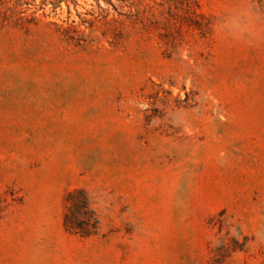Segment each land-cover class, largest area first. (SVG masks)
<instances>
[{"label": "rangeland", "instance_id": "obj_1", "mask_svg": "<svg viewBox=\"0 0 264 264\" xmlns=\"http://www.w3.org/2000/svg\"><path fill=\"white\" fill-rule=\"evenodd\" d=\"M0 264H264V0H0Z\"/></svg>", "mask_w": 264, "mask_h": 264}, {"label": "trees", "instance_id": "obj_2", "mask_svg": "<svg viewBox=\"0 0 264 264\" xmlns=\"http://www.w3.org/2000/svg\"><path fill=\"white\" fill-rule=\"evenodd\" d=\"M63 226L68 234L87 238L99 228V220L89 194L82 190H72L65 197Z\"/></svg>", "mask_w": 264, "mask_h": 264}]
</instances>
